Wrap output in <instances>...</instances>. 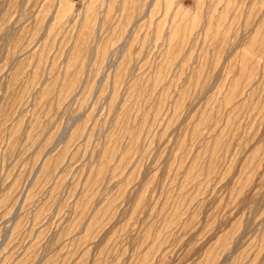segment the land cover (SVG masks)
Returning a JSON list of instances; mask_svg holds the SVG:
<instances>
[{"label": "rangeland", "instance_id": "obj_1", "mask_svg": "<svg viewBox=\"0 0 264 264\" xmlns=\"http://www.w3.org/2000/svg\"><path fill=\"white\" fill-rule=\"evenodd\" d=\"M0 264H264V0H0Z\"/></svg>", "mask_w": 264, "mask_h": 264}]
</instances>
